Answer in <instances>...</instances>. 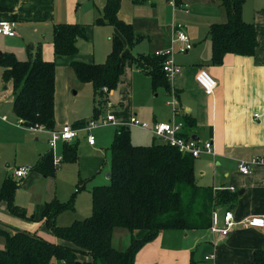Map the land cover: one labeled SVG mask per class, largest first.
<instances>
[{
  "label": "crops",
  "instance_id": "crops-1",
  "mask_svg": "<svg viewBox=\"0 0 264 264\" xmlns=\"http://www.w3.org/2000/svg\"><path fill=\"white\" fill-rule=\"evenodd\" d=\"M105 3L106 0H0V21L12 22L15 32L13 37L0 35V53L12 54L17 60L25 61L40 49L43 60L55 63L54 128L51 130H59L65 125L86 130L91 120L100 122L104 116L112 115L114 123L109 125L114 128L107 147L110 151L115 132L122 127H132L128 125L131 117L153 126L159 122L171 121L184 124V116H190L194 119V126L189 128L184 125L182 135L199 143L211 142L215 153L214 156L203 154L195 159L197 185L202 189L212 190L214 194L221 190L234 195L230 203L218 204L213 209L230 210L236 220L264 215V165L250 167V173L247 175L238 169L240 162L264 155V0H250L249 4L248 0H244L242 8L243 20L252 24L257 33V46L253 56L227 54L220 65L211 62L209 36L212 24L223 23L226 20L225 10L217 0H182L179 5L181 7L175 10L168 5V0H121L117 16L130 24L134 35L139 38V42L134 46L125 45L124 48L133 57L138 55L154 57L155 52L170 49L174 25L181 23L192 48L185 53L174 52L173 58L180 67V72L168 80L170 91L162 87L153 90L150 76L135 63L128 61L117 88L110 90L103 97L104 103L99 104L94 98L92 85L80 82L70 64L73 61L88 64L104 62L95 59L97 56L94 52L95 43L101 40L100 44L108 39L111 44V38L117 32L110 25L95 24L96 19L103 13ZM61 23L83 26L85 37L77 40L78 52L74 56L60 57L54 54L52 30L54 25ZM174 49L177 50V47ZM199 70L207 71L217 84L210 96L204 94L195 82L194 77ZM71 73L80 84L92 90L94 106L87 116L76 118L66 110V101L72 85ZM2 75L3 68L0 66V131L2 127L8 131L13 128L19 132L20 139H26L21 135L22 132L33 135L35 141L27 146L28 163L17 166L14 171L22 167L31 168L41 156L51 152L48 145L50 129L39 126L40 129L33 130L18 124L21 119L13 112L12 82H5ZM151 91L155 97H158L159 93L164 95L162 106H157L151 100L155 98ZM171 99L177 103L175 115L167 104ZM116 102L119 106H116ZM4 105L7 106L6 112ZM94 109H98L96 116ZM255 114L259 117L256 118ZM79 122L82 123L77 124ZM109 125H99L84 131L86 139L88 135L94 137L93 145L86 141L88 146L93 148L97 145L94 134L96 131L102 140L108 138L110 130L103 127ZM144 131L151 135V141L144 139V142L133 143L131 139L133 145L146 146L158 142L150 131ZM41 139H45L46 147L40 144ZM37 144L41 146H36ZM67 144L69 142H59L56 146L57 151L58 146H61L60 153L58 151L57 154L62 158L61 162L64 161ZM72 145L77 146L75 140ZM54 167L55 172L50 176L30 170L25 177L19 178L23 179L20 183L14 177V171L11 175L7 174L4 179L11 178L18 184L14 196L15 205L21 207L18 201V204L16 203V195L22 182L23 187L27 188L35 182L43 183L47 178L54 179L57 166ZM109 171L110 163L108 179ZM4 179H1L0 188ZM106 182L108 180L101 184L93 183L92 188L105 185ZM53 192L51 191L45 201H39V215L46 203L56 199L55 197L51 199ZM0 205L4 206V203ZM0 217L3 219L6 217L4 211L0 210ZM13 218L14 220L8 219L12 221V225L6 226L9 227L8 230L2 228L0 230L12 234L18 231L28 232L25 229L29 228L31 230L29 233L44 238L37 231L32 232V226L43 225L39 218L28 227L22 226L25 221ZM0 227H3L1 221ZM128 235L130 243L132 234ZM142 235L143 231L133 233L137 238ZM45 240L57 242L54 237ZM259 249H264V232L256 228H236L226 237L211 235L209 229L167 230L146 244L136 254L134 262L190 264L194 261L197 264H254V251Z\"/></svg>",
  "mask_w": 264,
  "mask_h": 264
},
{
  "label": "trees",
  "instance_id": "trees-1",
  "mask_svg": "<svg viewBox=\"0 0 264 264\" xmlns=\"http://www.w3.org/2000/svg\"><path fill=\"white\" fill-rule=\"evenodd\" d=\"M182 0H175L180 5ZM224 8L226 20L209 28L211 62L220 65L227 54L251 57L257 46L255 27L242 18L244 0H217ZM121 0H106L97 25H110L117 31L111 38V51L101 64L73 61L70 64L77 79L91 84L94 98L104 103L102 88H117L125 65L132 61L151 78L152 88L170 91L163 58L142 56L147 66L125 51L126 46L139 42L130 24L117 16ZM55 56L77 54L76 42L83 39V26L56 24L52 30ZM30 50V49H28ZM3 80L12 82L13 112L25 127L54 128L55 63L43 60L40 49L33 57L20 61L12 54L0 53ZM95 116L98 109H94ZM185 127L194 126V119L184 116ZM82 123V122H81ZM80 122L77 124H81ZM65 162L77 161L76 146L67 144ZM30 170L45 176L53 175L51 152L39 158ZM109 184L94 186L91 190L92 211L88 217L69 226L56 225L57 216L73 208L77 192L65 202L52 200L43 207L39 220L50 230L57 242H50L29 232L6 235L0 249V264H135L136 254L154 241L162 231L206 230L210 216L218 204H228L234 195L229 191L202 189L196 183L195 159L181 154L168 144L153 142L146 146L131 143L129 129L115 132L110 146ZM16 181L4 179L0 188V203H4L13 217L34 221L15 205ZM124 229L132 234L128 247L118 251L112 246L113 233ZM143 231L139 238L133 233ZM254 264H264V249L254 251ZM190 264H197L191 261Z\"/></svg>",
  "mask_w": 264,
  "mask_h": 264
},
{
  "label": "rangeland",
  "instance_id": "rangeland-1",
  "mask_svg": "<svg viewBox=\"0 0 264 264\" xmlns=\"http://www.w3.org/2000/svg\"><path fill=\"white\" fill-rule=\"evenodd\" d=\"M248 0V4H249ZM197 10V9H196ZM180 16V15H179ZM179 16L177 17L178 19ZM181 23V22H180ZM182 24V23H181ZM113 30L112 28H110ZM114 31V30H113ZM101 41V40H99ZM99 41L95 43V59L96 61H106L108 55L111 51V44L108 39H105L104 42L99 44ZM136 59H139V65L147 66L145 61L141 60L142 55L134 56ZM27 59V58H25ZM98 59V60H97ZM102 62V63H104ZM72 72V71H71ZM71 87L68 93V99L66 101V110L71 113L73 116L82 117L87 116L92 112V107L94 106V102L92 99V90L89 87H86L80 84L76 79L73 73H71ZM119 89V88H118ZM117 89V90H118ZM151 94L153 95L152 91ZM154 96V95H153ZM155 97V96H154ZM164 95L159 93L158 97L152 98L151 100L157 104V106H162V102L164 99L162 98ZM162 100V101H161ZM96 102V101H95ZM116 106H119V103H115ZM124 105H127L124 103ZM4 112L7 110V106L4 105ZM113 112L115 114L116 108L114 106ZM9 117V116H8ZM75 118V119H76ZM109 125V124H108ZM113 125V124H112ZM112 125L107 126L103 129L110 130L109 136L106 139H101V136L98 135L97 131L94 132L97 145L93 148L88 146L86 139V131L85 129L78 130V136L75 139L77 146V162L69 163V162H61L57 166L56 176L54 179L47 178L46 182L43 183H33L29 187L24 188L22 183L20 186V190H18L16 195V203L18 201L20 208H24L25 214L27 217L33 216L35 219L40 218V207L39 201L47 199L50 195L51 191H54L51 199L55 197L59 202L67 201L76 191L77 184L84 186L82 189L78 191L73 200V208L71 210L61 212L56 218V225L58 226H69L76 220H82L85 217L89 216L92 210V199H91V188L94 184H101L105 180H108L106 184H109V179L107 178V173L109 169L110 163V151L108 150V145L111 140V132L114 127ZM9 128V127H8ZM130 129V138L133 143L144 142V139L151 141V135L144 130H139L136 128L128 127ZM11 131L6 130L2 127L0 131V184L4 177L9 174L11 175L14 169L17 166H21L28 163V155H27V146L32 145V141L34 140L33 135L22 132L21 135L25 136L26 139L19 138V132L14 131L13 128H10ZM100 130V129H99ZM105 137V135H103ZM102 141V143H100ZM41 142V143H40ZM40 144L46 147L45 139L40 140ZM59 143V142H58ZM57 143V145H58ZM73 144L74 140L69 142V144ZM37 144L36 146H41ZM35 146V147H36ZM61 146H58V151L60 153ZM58 151L55 149L54 153L57 156ZM53 166H55L53 164ZM14 173V172H13ZM196 174V173H195ZM2 179V180H1ZM18 183L23 179H16ZM42 182V181H41ZM15 203V197H14ZM17 203V204H18ZM3 204V203H1ZM0 210L4 211L6 217L1 218L0 221L3 225V230H8V225H12L8 220H14L11 214L8 213L7 207L4 204L0 205ZM20 219V218H19ZM25 221L22 223L23 227H28L35 222L27 219H22ZM33 231H37L38 234L42 235L45 239L53 238V234L50 230L43 224L39 227L32 226ZM31 228V227H30ZM25 231L30 232L31 230L25 229ZM129 231L124 229H116L113 233L112 246L118 251H123L129 244ZM6 243V235L5 233L0 231V249L4 248ZM187 243L186 241L184 242ZM203 257V255H202ZM212 263V261H209Z\"/></svg>",
  "mask_w": 264,
  "mask_h": 264
},
{
  "label": "built area",
  "instance_id": "built-area-1",
  "mask_svg": "<svg viewBox=\"0 0 264 264\" xmlns=\"http://www.w3.org/2000/svg\"><path fill=\"white\" fill-rule=\"evenodd\" d=\"M168 5L174 10L181 7L176 5L175 0H168ZM0 35L13 37L15 35L13 23L9 21H0ZM176 47L177 50L174 49ZM191 48L192 45L187 34L185 33L184 26L181 24H175L173 28L172 47L170 49L155 52L154 54V57H160L164 59L162 71L165 73V76L168 80L172 79L174 75L180 72V67L175 63L173 58L174 52L178 51L185 53ZM194 79L204 94L207 96L213 94L217 84L207 71L199 70ZM102 91L105 95L109 92L106 87L102 88ZM167 104L171 107L172 113L175 115L177 113V103L175 100L171 99ZM254 116L256 118L259 117L258 114H255ZM113 123L114 117L112 115H106L101 119L100 122L94 120L88 122V127L86 130L93 129L99 125L104 126ZM18 124L22 125V121L19 120ZM128 125L150 131L158 140V142L168 144L170 147L177 149L179 153L190 155L194 159L199 158L203 154L211 156L215 155L211 142L199 143V141L186 138L184 135H182V129L184 127L182 122H159L153 126H148L146 123L141 122L136 117H131ZM37 128L40 129V127H30V129L33 130H37ZM48 133L50 135L48 145L52 153L53 164L58 166L61 163L62 158L56 156L54 153L57 143L71 142L75 140L78 135V130L65 125L59 130H49ZM87 142L90 145H93L94 137L92 135H88ZM256 165H264V155L252 158L249 161L240 162L238 169L242 174L247 175L250 173V167ZM29 171L30 168L22 167L15 170L13 175L15 178H23L29 173ZM236 228H256L264 232V215L251 216L241 220H236L232 211L230 210L226 209L220 211L219 209H213L211 211L209 226V232L211 235L226 237ZM205 259H207V257Z\"/></svg>",
  "mask_w": 264,
  "mask_h": 264
},
{
  "label": "water",
  "instance_id": "water-1",
  "mask_svg": "<svg viewBox=\"0 0 264 264\" xmlns=\"http://www.w3.org/2000/svg\"><path fill=\"white\" fill-rule=\"evenodd\" d=\"M108 177H110V173L108 174Z\"/></svg>",
  "mask_w": 264,
  "mask_h": 264
}]
</instances>
